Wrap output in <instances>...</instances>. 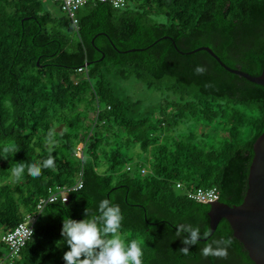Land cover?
Segmentation results:
<instances>
[{"label":"trees","instance_id":"16d2710c","mask_svg":"<svg viewBox=\"0 0 264 264\" xmlns=\"http://www.w3.org/2000/svg\"><path fill=\"white\" fill-rule=\"evenodd\" d=\"M59 7L65 15L42 0H0V237L37 216L14 264H64L63 220L98 214L104 199L120 207L119 234L140 242L143 264H256L227 219L211 234L210 204L188 193L216 187L221 202L243 203L264 133V86L205 50L189 52L209 46L227 66L261 75L264 0L89 1L78 24ZM111 75L160 93L158 114L122 98ZM50 155L55 169L10 179L16 163ZM79 176L83 187L67 201L60 194L38 211L54 187L73 188ZM189 226L208 239L185 255ZM221 238L232 241L226 258L201 255Z\"/></svg>","mask_w":264,"mask_h":264},{"label":"clouds","instance_id":"9594fccd","mask_svg":"<svg viewBox=\"0 0 264 264\" xmlns=\"http://www.w3.org/2000/svg\"><path fill=\"white\" fill-rule=\"evenodd\" d=\"M195 71L197 74H203L205 69L198 66ZM53 135L54 132L50 130L47 143H54ZM4 151H14V149L5 148ZM55 167V160L51 155L42 164L26 165L18 162L9 169L10 179L18 183L24 177L26 169L28 175L36 178L42 174V169H55ZM97 212L98 214L93 213L88 219L63 220L61 236L68 247L63 255L64 264H143L140 242L137 240L126 242L119 234L123 219L120 207L104 199L100 202ZM86 215H88L87 209H85ZM183 231L187 235L181 240L184 247L180 251L187 255L190 248L196 246L202 236L199 227L189 226ZM177 235H180L179 229ZM209 235L210 233L207 232L203 234L204 237ZM231 243V239L213 240L200 250L201 255L205 258H226L227 248Z\"/></svg>","mask_w":264,"mask_h":264},{"label":"water","instance_id":"95a60500","mask_svg":"<svg viewBox=\"0 0 264 264\" xmlns=\"http://www.w3.org/2000/svg\"><path fill=\"white\" fill-rule=\"evenodd\" d=\"M201 50L207 51L228 71L264 86V69L261 75L253 76L243 70L231 68L209 46L198 47L189 53ZM254 152L249 174V188L243 203L230 206L220 200L208 201L211 203L209 216L211 234L216 231L222 219H227L235 237L247 248L250 258L256 264H264V133L256 140ZM207 239L202 238V240Z\"/></svg>","mask_w":264,"mask_h":264},{"label":"built area","instance_id":"2783aa9c","mask_svg":"<svg viewBox=\"0 0 264 264\" xmlns=\"http://www.w3.org/2000/svg\"><path fill=\"white\" fill-rule=\"evenodd\" d=\"M55 3L62 5L63 9L68 13L69 17L72 18L74 24H78L79 19L77 18V11L84 6L89 1H99V2H110L116 8H122L127 5V0H53ZM81 67L79 70H83ZM82 155V154H81ZM128 170L131 169L130 166L127 167ZM146 169H142V173H145ZM83 187V181L81 176L78 177V182L73 188L54 187L50 192L48 198L42 199L38 204V211H42L45 204L48 202H53L58 199L60 194H63V200L67 201V193L72 189H80ZM178 188L181 184L177 185ZM188 197L194 201L200 203L211 204L208 201H218L220 197V191L214 187L209 189L195 188L188 193ZM37 216H28L27 220L19 223L11 231L4 233L0 237V243L4 244L6 250L2 251L0 254V264H14L17 257H19L21 250L26 246L27 242L30 240L34 233V223Z\"/></svg>","mask_w":264,"mask_h":264},{"label":"rangeland","instance_id":"374dc122","mask_svg":"<svg viewBox=\"0 0 264 264\" xmlns=\"http://www.w3.org/2000/svg\"><path fill=\"white\" fill-rule=\"evenodd\" d=\"M42 1L46 10L57 16L65 15L60 9L59 4L55 3L53 0ZM108 79L111 81L112 86L117 90L122 98H129L131 99L130 101L142 100V104L138 107V110H141L142 113L146 115L158 114L160 108L159 105L161 103L160 93L146 90V88L138 85L134 80L121 81L119 79H115L114 75H111ZM5 250V247L2 248V251L5 252Z\"/></svg>","mask_w":264,"mask_h":264}]
</instances>
